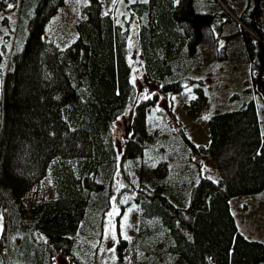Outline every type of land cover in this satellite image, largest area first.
<instances>
[{
    "label": "trees",
    "instance_id": "trees-1",
    "mask_svg": "<svg viewBox=\"0 0 264 264\" xmlns=\"http://www.w3.org/2000/svg\"><path fill=\"white\" fill-rule=\"evenodd\" d=\"M9 1L0 0V11H15L0 37V264H264V243L238 230L230 207L264 190L256 90L243 89L239 108L210 114L206 144L157 110L160 92L184 88L205 103L202 76H193L203 66L224 68L233 88L241 76L255 83L238 76L263 68L264 0H197L200 10L196 0H127L119 14L118 1L103 13L101 0H81L64 46L49 38L66 0ZM131 26L150 91L117 149L113 125L135 99ZM181 171L188 177L170 190ZM45 177L54 196L26 207L22 196ZM113 198L138 206L137 234L118 238L115 258L101 263Z\"/></svg>",
    "mask_w": 264,
    "mask_h": 264
},
{
    "label": "rangeland",
    "instance_id": "rangeland-1",
    "mask_svg": "<svg viewBox=\"0 0 264 264\" xmlns=\"http://www.w3.org/2000/svg\"><path fill=\"white\" fill-rule=\"evenodd\" d=\"M9 1V0H7ZM81 0H66L65 4L60 8L57 15L52 19L49 26L50 31L54 30V33L57 35L54 38H49L54 43L64 46L68 44L72 39L73 35L70 36L66 41L64 39L68 37V33L71 31L75 33V20L76 16L82 9L80 4ZM116 1L119 4L117 7V14L123 10L125 2L127 0H101L102 3V12L106 13L110 11ZM13 3L12 0L7 2L8 5ZM203 3L200 4L202 8ZM196 7H198V2L196 0ZM200 10V9H199ZM15 11L14 10H1L0 11V37L2 38L4 26L7 22L12 23L14 20ZM261 27L264 28V4H262L261 9ZM48 34V27H47ZM53 39H56L54 41ZM63 41V42H61ZM228 46V43H227ZM227 48V47H226ZM225 48V49H226ZM227 51V50H226ZM228 52V51H227ZM128 55L130 63L133 68L132 78L133 83L136 87L132 104H129L127 109L123 112L121 117L113 125V136L115 140V145L117 149L121 148L122 141L126 138L129 129V121L131 110L133 112L134 104L142 97L146 96L150 91L149 83H147L144 74L141 69V64L139 62L138 46L134 37V29L131 26L130 33L128 34ZM218 59V58H217ZM215 60L216 62L218 60ZM226 62H224L225 64ZM217 68V63L211 67H201L200 70L194 69L193 76L199 79V83L202 84L208 93V99L205 103L201 101L197 104H193L196 93L190 88H184L182 91L176 94H166L160 92V101L158 104L157 110L165 118L169 119L172 122V126L175 130L180 131L181 128L185 130L187 135L191 140L197 144H206L208 140V119L212 112L216 109L219 110H231L239 108L242 105V102L246 100L247 96L243 91L244 88L251 87L252 92L249 96L254 95L255 83L253 81L250 83L246 80L244 82V77L241 76L246 73L247 77L251 75H256V73H250L248 69H241L242 71L238 77H240L241 82L236 83V86L233 88L231 84H224V78L219 75V73L224 74V68ZM207 72V73H206ZM214 73L215 81H220L219 88L221 90L218 92L219 85L212 86L210 84V74ZM229 72V71H228ZM232 74V73H230ZM234 74V73H233ZM232 74V75H233ZM232 78H234L232 76ZM264 79V75H263ZM242 86H241V85ZM194 86V84H192ZM155 89L159 90V85H152ZM254 86V87H253ZM190 87V86H188ZM216 88V89H215ZM212 94L210 95V92ZM256 98L259 103L260 116L262 119L261 130L264 132V101L262 100L259 93L256 91ZM132 106V107H131ZM207 117V118H205ZM166 138H170L167 135L161 139L162 142L166 141ZM171 139V138H170ZM205 168L211 172L213 167L211 164L206 163ZM213 173H211L212 175ZM188 175L181 171L180 174H171L169 182V189H175V185L178 180H185ZM54 196V191L51 186L50 179L48 177L42 178L36 184L31 186L25 194L22 196L21 201L26 207H28L33 200L37 198H50ZM231 211L234 215L235 222L238 230L248 239L259 240L264 243V190L260 193L254 195H242L232 199L231 201ZM110 213H114L111 217ZM125 217L127 219H125ZM139 221V208L135 205H127L123 209L117 204L115 198L112 199L111 207L106 215V220L104 224V238L101 243L100 250V260L101 263H106L109 260L115 258V244L118 238H130L137 234V227ZM1 218H0V235H1ZM63 260V259H62ZM64 262L58 264H67ZM158 264H167L164 263ZM172 264V263H168ZM175 264V263H173Z\"/></svg>",
    "mask_w": 264,
    "mask_h": 264
},
{
    "label": "water",
    "instance_id": "water-1",
    "mask_svg": "<svg viewBox=\"0 0 264 264\" xmlns=\"http://www.w3.org/2000/svg\"><path fill=\"white\" fill-rule=\"evenodd\" d=\"M263 42V39H260V43ZM263 75H264V65L262 70L258 73V76L256 78L255 81V88L256 91L259 93V95L261 96L262 100L264 101V79H263Z\"/></svg>",
    "mask_w": 264,
    "mask_h": 264
},
{
    "label": "snow or ice",
    "instance_id": "snow-or-ice-1",
    "mask_svg": "<svg viewBox=\"0 0 264 264\" xmlns=\"http://www.w3.org/2000/svg\"><path fill=\"white\" fill-rule=\"evenodd\" d=\"M9 7H11V5H9ZM205 118H207V117H205ZM113 214L114 213H110L109 216L111 217ZM125 219H127V218L125 217ZM125 238L127 239V237H125Z\"/></svg>",
    "mask_w": 264,
    "mask_h": 264
}]
</instances>
